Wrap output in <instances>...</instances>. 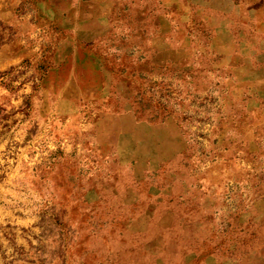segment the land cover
Returning a JSON list of instances; mask_svg holds the SVG:
<instances>
[{"label": "rangeland", "instance_id": "374dc122", "mask_svg": "<svg viewBox=\"0 0 264 264\" xmlns=\"http://www.w3.org/2000/svg\"><path fill=\"white\" fill-rule=\"evenodd\" d=\"M35 4L0 0V264H264V51L75 42Z\"/></svg>", "mask_w": 264, "mask_h": 264}, {"label": "crops", "instance_id": "0c3cea01", "mask_svg": "<svg viewBox=\"0 0 264 264\" xmlns=\"http://www.w3.org/2000/svg\"><path fill=\"white\" fill-rule=\"evenodd\" d=\"M32 11L57 20L75 42L146 38L160 55L159 43L197 36L223 56L264 51V0H36ZM64 242L56 259L36 264H72L64 256L65 244L73 251L71 241Z\"/></svg>", "mask_w": 264, "mask_h": 264}]
</instances>
